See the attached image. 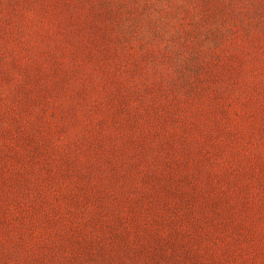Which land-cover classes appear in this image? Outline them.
<instances>
[{
  "label": "rangeland",
  "instance_id": "obj_1",
  "mask_svg": "<svg viewBox=\"0 0 264 264\" xmlns=\"http://www.w3.org/2000/svg\"><path fill=\"white\" fill-rule=\"evenodd\" d=\"M0 264H264V0H0Z\"/></svg>",
  "mask_w": 264,
  "mask_h": 264
}]
</instances>
